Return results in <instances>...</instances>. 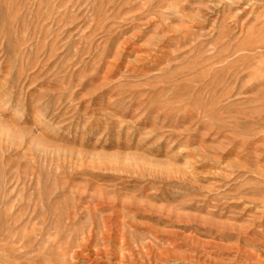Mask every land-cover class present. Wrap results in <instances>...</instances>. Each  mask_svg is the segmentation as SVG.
<instances>
[{"label": "rangeland", "instance_id": "rangeland-1", "mask_svg": "<svg viewBox=\"0 0 264 264\" xmlns=\"http://www.w3.org/2000/svg\"><path fill=\"white\" fill-rule=\"evenodd\" d=\"M132 262L264 264V0H0V264Z\"/></svg>", "mask_w": 264, "mask_h": 264}, {"label": "bare ground", "instance_id": "bare-ground-1", "mask_svg": "<svg viewBox=\"0 0 264 264\" xmlns=\"http://www.w3.org/2000/svg\"><path fill=\"white\" fill-rule=\"evenodd\" d=\"M99 252H100V251H99ZM96 253H97V252H96ZM106 253H107V252H106ZM106 253L104 254L105 256H107V254H108V253H107V254H106ZM118 254H119V253H118ZM120 254H121V252H120ZM104 255H102V256H104ZM110 255H111V254H110ZM110 255H109V256H110ZM118 256H119V255H118ZM129 256L131 257V255H129ZM133 256H135V255H133ZM133 256H132V257H133ZM99 257H100V256H99ZM130 257H129V258H130ZM141 257H142V256H141ZM103 258H104V257H103ZM124 258H125V257H124ZM129 258H127V259H129ZM133 258H134V257H133ZM137 258H139V257H137ZM194 258H195V257H194ZM192 259H193V258H192ZM199 259H200V258H199ZM132 260H133V259H132ZM134 260H135V258H134ZM196 260H197V258H196ZM109 261H110V260H109ZM125 261H126V260H125ZM125 261H123V262H125ZM140 261H141V260H140ZM201 261H202V260H201ZM201 261H200V262H201ZM126 262H127V261H126ZM138 262H139V260H138ZM132 263L135 264L134 262H132ZM132 263H131V264H132ZM204 263H205V262H204ZM121 264H122V263H121ZM128 264H129V263H128Z\"/></svg>", "mask_w": 264, "mask_h": 264}]
</instances>
